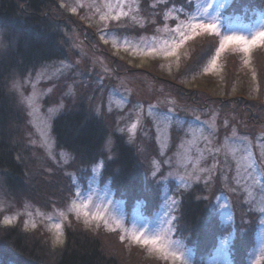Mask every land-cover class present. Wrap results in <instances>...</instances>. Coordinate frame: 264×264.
<instances>
[{
  "label": "rangeland",
  "instance_id": "374dc122",
  "mask_svg": "<svg viewBox=\"0 0 264 264\" xmlns=\"http://www.w3.org/2000/svg\"><path fill=\"white\" fill-rule=\"evenodd\" d=\"M149 1L146 3L152 5L151 12L162 15V20L144 12L146 3L142 5V0H61L65 13L59 17L71 22L67 41L72 53L67 59L50 62L14 83H19L25 97L32 94L33 86L39 93L38 113L30 114L31 109L22 104L31 128L33 159L37 160V167H32L26 177V185L29 181L32 184L25 189H30L37 198L30 200L28 194L10 195L0 183V220L3 223L7 218L13 221L7 225L21 224L31 231L46 232L52 246L57 223L62 226L64 244L67 226L77 222L96 232L124 236L122 241L130 248L139 247L147 257L173 264L154 250L150 253L151 246H142L132 239L143 226L152 230L162 220H169L173 228L171 238L177 241L176 247L186 248L190 264H262L264 45L252 48L249 53L229 45L217 55L220 38L214 33H201L180 44L172 54H166L165 49L173 40L178 43V34L171 29L187 19L185 14H194L201 0H182V4L172 7ZM163 1L166 0H158ZM255 1L257 6L251 2L242 6V11L255 7V13L248 16L235 11L234 6L240 0H224L222 17L229 19L221 20V35L226 34L228 23L247 35L243 25L264 14V0ZM122 12L128 15L112 18ZM4 36L0 29V51L5 46ZM208 38L213 39L214 46L206 64L199 72L179 79L177 73L192 59L193 49ZM153 48L155 52L151 51ZM81 96L102 116L106 115L112 129L139 146L148 166L143 192L149 195L157 188L155 198L141 196L129 200L125 194L118 195L112 183L101 178L103 167L99 164L103 162L104 166L103 160L80 169L71 154L57 148L53 120L66 108L67 100ZM41 129L52 140V156L41 146ZM112 145L113 139L108 140L109 150ZM246 147L261 161L258 168H247ZM53 176H61L64 183L50 192L47 185L42 186ZM196 187L204 191L202 196L211 206L209 219L219 220L222 227L206 232L213 238L215 250L205 261L197 258L195 245L187 237L177 235L175 229L181 193ZM73 202L81 206L79 219L76 210L69 211ZM84 204L88 206L85 208ZM101 205L106 208L105 219L109 224L114 227L116 220H120L122 228L110 231L103 221L91 219ZM237 209L244 215L242 222L256 227L253 238L244 244L250 248L239 256V263L232 257V244L247 237L243 234L246 227L240 232L235 229ZM58 212H63L67 219ZM84 212L89 213L87 225ZM226 237L225 251L221 252ZM176 264L181 262L178 260Z\"/></svg>",
  "mask_w": 264,
  "mask_h": 264
},
{
  "label": "trees",
  "instance_id": "16d2710c",
  "mask_svg": "<svg viewBox=\"0 0 264 264\" xmlns=\"http://www.w3.org/2000/svg\"><path fill=\"white\" fill-rule=\"evenodd\" d=\"M142 1L143 5L149 0ZM154 1L170 7L182 4V0ZM249 3L257 6L255 0H240L234 6L235 11L240 10V14L250 16L255 13V7L242 11V6ZM144 6L148 10L144 12L162 20V15L151 12V4ZM63 7L61 0H0V29L5 33V46L0 51V183L10 195L28 194L30 200L37 195L25 189L32 184L29 181L26 185V177L32 167H37V160L33 159L31 128L27 124L25 107L20 103L13 85L17 79L27 77V74L50 62L65 60L72 53L67 41L71 22L60 18L65 13ZM213 46V39L210 38L198 44L193 49L192 59L177 73L178 78L182 80L199 72L212 54ZM263 76L264 70L262 79ZM82 97L67 100L66 108L53 120L57 148L71 154L80 169L103 160L101 178L105 182L110 181L118 195L125 194L129 200L141 196L155 198L157 188L152 189L155 193L150 191L149 195L143 192L148 166L143 161L139 146L132 145L124 135L112 129L106 115L102 116L94 105L88 104L87 99ZM110 139H113L111 150L107 146ZM63 183L61 176H53L42 188L47 185L48 191L53 192ZM203 192L196 187L181 193L175 229L177 235L187 237L190 244L195 245L197 258L205 261L215 250L213 238L206 232L222 227L219 220L209 219L212 209L202 196ZM243 216L237 209L235 229L240 232L246 227L243 234L247 237L232 244V257L237 263L239 256L245 255L250 248V245L244 244L249 243L256 229L254 224L247 226L246 222H242ZM66 234L65 243L54 247L46 232L31 231L21 224L4 225L0 220V264H163L147 257L139 247L130 248L111 233L96 232L77 222L67 226Z\"/></svg>",
  "mask_w": 264,
  "mask_h": 264
},
{
  "label": "snow or ice",
  "instance_id": "6c2138e0",
  "mask_svg": "<svg viewBox=\"0 0 264 264\" xmlns=\"http://www.w3.org/2000/svg\"><path fill=\"white\" fill-rule=\"evenodd\" d=\"M83 7V5H80ZM225 8L224 0H201V3L196 5V12L194 14H185L187 19L177 25L175 29H171V31L178 34V43L176 40H173L171 46H167L165 49L166 54H172L176 47H179L180 44H183L186 40L193 38L194 36L200 35L201 33H209L215 34L220 38L219 48L217 49V55L219 52L224 51L226 47L229 45H236L237 47L234 50H239L244 53H249L252 48L258 45H264V14H262L255 22L243 25L244 31L247 32V35L244 34L243 31H238L232 28L231 23L225 25L226 34L221 35L220 26L222 19H229L227 17H222V10ZM73 12L76 11L75 8L72 9ZM182 12L183 9H180ZM120 15H128V13H120L119 15L112 17L113 19H119ZM101 19H105V17H101ZM178 19V17H177ZM167 30V29H166ZM167 45V42H165ZM2 47V45H0ZM151 51L155 52L156 49L153 48ZM248 61L245 60V63ZM16 91L20 96V103L26 105L31 109L30 114H36L39 111V107L37 105V98L39 93L35 91V86H33L34 90L30 96L25 97L23 92L20 91L19 83L13 85ZM52 110L49 109V113ZM135 128V125H133ZM235 136V133L233 134ZM41 137V146L45 147L48 150V154L52 156V147L53 143L48 135L47 131L44 129L40 130ZM218 151V149H217ZM245 151L248 153V156L245 157L249 162L247 164V168L254 169L258 168L259 163L256 159V154L250 149L245 148ZM54 158V157H53ZM261 158L264 160V152L261 153ZM99 167H103V162L99 164ZM239 175V171H238ZM237 183H240V179H237ZM250 194V193H249ZM91 199V198H89ZM176 201H173L175 204ZM87 204H84L83 207H87ZM81 206L76 205L75 202L69 207V211L76 210L77 219H79L80 211L79 208ZM106 208L101 205V208L97 211V213L91 216L92 220L103 221L104 226L109 228L110 231H116L117 228H122V221L116 220L115 226H111L107 219H105ZM58 215L67 219V216L63 212H58ZM85 216L84 223L87 225L90 223L88 219L89 213L84 212ZM174 219V217H172ZM4 224L13 223L12 220L5 218L3 221ZM35 227V225H33ZM57 230V234L53 240V246L62 245L63 244V232L61 224L57 223L55 226ZM99 227V224H97ZM173 228L169 220H162L160 224L152 230H149L147 225L143 226L142 230L138 232V234H134L132 236L133 241L141 244L142 246H151L149 248V252L151 253L153 250L161 254V258L164 260L171 259L173 264H176V261H180L181 264H190V256L185 247H176L177 241H174L171 238ZM121 240H124L125 237L121 236ZM227 244V237L222 242V246L220 251H225L223 245ZM262 252H264V248H262ZM215 264V262H213Z\"/></svg>",
  "mask_w": 264,
  "mask_h": 264
}]
</instances>
